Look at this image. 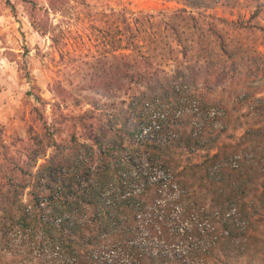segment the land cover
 Here are the masks:
<instances>
[{"label": "trees", "instance_id": "1", "mask_svg": "<svg viewBox=\"0 0 264 264\" xmlns=\"http://www.w3.org/2000/svg\"><path fill=\"white\" fill-rule=\"evenodd\" d=\"M168 1L182 6L155 14L112 0H22L33 29L78 70L50 85V116L37 95L27 135L2 145L0 264H188V255L203 264L192 246L211 223L196 192L229 170L233 194H246L250 172L264 174V95L238 92L264 71V0ZM217 7L250 13L228 20L208 12ZM79 19L95 49L76 57L65 47ZM242 108L252 123L218 143L213 121L227 132ZM200 150V163L180 164V151ZM227 198L225 229L238 213Z\"/></svg>", "mask_w": 264, "mask_h": 264}, {"label": "rangeland", "instance_id": "2", "mask_svg": "<svg viewBox=\"0 0 264 264\" xmlns=\"http://www.w3.org/2000/svg\"><path fill=\"white\" fill-rule=\"evenodd\" d=\"M38 1L46 5V0ZM111 4L116 9L124 8L127 12L155 14L170 13L182 6L180 3L168 0H121L120 2L112 0ZM30 6L28 3L24 4L22 0H0V13L6 11L10 16L9 20H3L0 24V155L3 152L2 145L9 141V136L25 137L29 126L34 124L36 115L33 107L41 104L37 95L48 102L45 113L50 116L51 104L57 100L50 90V85L55 80L66 79L78 70L75 64L68 62V59L59 60L58 52L51 48L52 41L49 35L42 36L33 29L29 14ZM43 11H38L37 15L42 14ZM208 12L231 20L238 19V14L248 17L250 10L243 7L235 8L233 14H228L222 7H217ZM83 15L81 14V18ZM50 18L53 19L54 24L62 19L64 22L67 20L59 14H51ZM261 21L264 24V19ZM84 25L87 26V23L82 24L81 19L76 21L70 27L71 34L66 41L65 50L76 57L94 52L95 49ZM64 27L69 29L65 23ZM257 47L261 51L264 49L262 45ZM259 74L257 78L245 80L244 86H240L238 92L240 94L247 91L256 92L255 98L264 95V71ZM252 79H255V83ZM33 84L36 87H32ZM29 90L34 94H29ZM219 92L218 90L216 95H219ZM86 108L84 106L83 110ZM66 111L77 113L79 108L69 105ZM246 111L242 108L237 112L239 121H232L227 132L219 133L221 121H213L212 126L215 129V136L218 135V143H234L239 140L245 127L253 121L252 116L245 115ZM193 119L196 120L195 116ZM67 135V132L62 134L63 137ZM257 148L258 152L261 148L264 149V143ZM215 151L214 148L211 153ZM205 155V150L198 151L195 156L180 151V164H189L191 161L200 163ZM2 163L3 161L0 162L1 165ZM227 172L225 176L223 175L225 179L217 182L213 189H203L195 194V199L204 203L209 214L207 221L211 224L206 231L197 232L194 237L195 244L192 246L194 253L198 254V260L203 261V264H264V174L262 171L252 170L249 174L252 179L246 180L247 187L251 189H246V194L237 191L235 196L233 187L227 184L230 179L229 175H226ZM220 194H222L221 203H218ZM228 196H231L236 203L238 213L232 214V218L226 221L229 227L225 229L223 224L226 215L223 212H230ZM224 209L226 210L223 211ZM181 223H183L182 217H180ZM183 224L187 225V222ZM241 224L244 228H241ZM181 247L180 253L183 251L181 254H184L186 250ZM188 256L187 263L196 264L192 262L193 260H189L190 255Z\"/></svg>", "mask_w": 264, "mask_h": 264}, {"label": "crops", "instance_id": "3", "mask_svg": "<svg viewBox=\"0 0 264 264\" xmlns=\"http://www.w3.org/2000/svg\"><path fill=\"white\" fill-rule=\"evenodd\" d=\"M10 16L6 13V11H3L0 13V24L4 21L9 20Z\"/></svg>", "mask_w": 264, "mask_h": 264}]
</instances>
